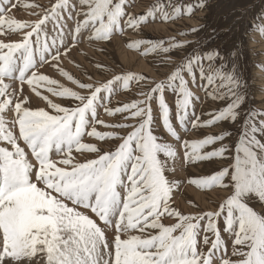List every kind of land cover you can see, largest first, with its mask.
Segmentation results:
<instances>
[{
	"label": "rangeland",
	"instance_id": "obj_1",
	"mask_svg": "<svg viewBox=\"0 0 264 264\" xmlns=\"http://www.w3.org/2000/svg\"><path fill=\"white\" fill-rule=\"evenodd\" d=\"M0 76V264H264V0H0Z\"/></svg>",
	"mask_w": 264,
	"mask_h": 264
},
{
	"label": "bare ground",
	"instance_id": "obj_2",
	"mask_svg": "<svg viewBox=\"0 0 264 264\" xmlns=\"http://www.w3.org/2000/svg\"><path fill=\"white\" fill-rule=\"evenodd\" d=\"M136 11V10H135ZM166 27V26H165ZM151 28V27H150ZM147 29V28H146ZM153 29V28H152ZM165 29V28H164ZM118 45V44H117ZM82 47V46H81ZM80 49V48H79ZM77 50H78V48H77ZM132 57V56H131ZM127 58V57H126ZM133 59H134V57H132ZM123 60V59H122ZM131 60V59H130ZM133 61V60H132ZM13 62H14V59H12V66L11 67H13L14 66V64H13ZM129 65V64H128ZM15 68V67H14ZM12 70H14L15 72H17L18 73V71H19V69L17 68V69H12ZM12 70H8L7 72H5L4 74H3V76H4V78L3 79H6V78H9L10 76H13V74H14V72L12 71ZM43 73V72H42ZM44 75H45V73H43ZM16 75V74H15ZM49 76H50V74H49ZM1 77V76H0ZM51 77V76H50ZM53 77V76H52ZM1 79V78H0ZM12 80H13V78H12ZM1 81L2 80H0V88H2V87H6L7 88V86H6V83H7V80L6 81H2V83H1ZM16 81V80H15ZM12 83V82H11ZM8 85V84H7ZM13 85V84H12ZM15 85V84H14ZM11 87V86H10ZM4 89V88H3ZM10 89H12V88H10ZM15 89V88H14ZM6 90V89H5ZM17 91V90H16ZM26 92V91H25ZM24 92V94H26ZM13 95V94H12ZM19 95V94H18ZM28 95V94H27ZM20 97H21V95H20ZM18 99V98H17ZM23 100V99H22ZM264 100V99H263ZM27 102V101H26ZM30 102V101H29ZM36 102V101H35ZM39 102V101H38ZM41 102V101H40ZM18 103V102H17ZM42 103V102H41ZM19 104V103H18ZM23 104V103H22ZM42 105V104H41ZM34 106V105H33ZM42 107V106H41ZM185 194V193H184ZM13 215V214H12ZM14 216V215H13ZM1 226V225H0ZM135 237V236H134ZM127 240V239H126ZM69 244V243H68ZM69 250V249H68ZM71 251V250H70ZM70 253V252H69ZM76 257V256H75ZM77 260V259H76ZM133 260V259H132ZM137 260H139V259H137ZM79 261V260H78ZM82 263V262H81ZM136 264V263H135Z\"/></svg>",
	"mask_w": 264,
	"mask_h": 264
},
{
	"label": "trees",
	"instance_id": "obj_3",
	"mask_svg": "<svg viewBox=\"0 0 264 264\" xmlns=\"http://www.w3.org/2000/svg\"><path fill=\"white\" fill-rule=\"evenodd\" d=\"M167 190V189H166ZM166 190L163 188V191H161V192H166ZM256 242H254V244H255Z\"/></svg>",
	"mask_w": 264,
	"mask_h": 264
}]
</instances>
